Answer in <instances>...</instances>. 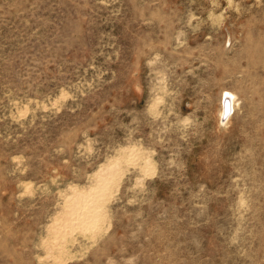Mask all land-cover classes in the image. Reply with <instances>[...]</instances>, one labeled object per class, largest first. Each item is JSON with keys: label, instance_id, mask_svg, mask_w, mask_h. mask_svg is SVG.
Masks as SVG:
<instances>
[{"label": "rangeland", "instance_id": "374dc122", "mask_svg": "<svg viewBox=\"0 0 264 264\" xmlns=\"http://www.w3.org/2000/svg\"><path fill=\"white\" fill-rule=\"evenodd\" d=\"M0 264H264V0H0Z\"/></svg>", "mask_w": 264, "mask_h": 264}, {"label": "bare ground", "instance_id": "6f19581e", "mask_svg": "<svg viewBox=\"0 0 264 264\" xmlns=\"http://www.w3.org/2000/svg\"><path fill=\"white\" fill-rule=\"evenodd\" d=\"M228 93H229V92H228ZM229 95H233V94L230 93ZM232 97H233V100H234V99H235V95H233ZM235 102H236V101L234 100V104L232 105L233 107L230 106L231 104L229 105V103L226 105V107H225V106L222 107V116L225 115L226 113H229V114H230V113L232 112V110H233V108H234V106H235ZM231 103H232V102H231ZM233 111H234V110H233ZM115 163H116V162H115ZM117 163H118V162H117ZM110 168H111V167H110ZM113 168H114V167H113ZM118 168H120V167H118ZM147 168H148V167H147ZM111 170H112V169H111ZM112 171H113V170H112ZM118 171H119V170H118ZM109 173L112 175L111 172H109ZM113 173H114V172H113ZM106 174H107V173H106ZM115 174H116V173H115ZM111 175H109V176H108V175H105L106 177L104 176L103 178H101V185L99 184V185H100V186H99L100 189H99V190H98V189H95V191H93V193L90 194V196L98 197L99 195H101L102 192H103L104 190H106L107 187H108V185L110 184L111 179L113 178V176H112V178H110ZM116 175H117V174H116ZM115 177H116V176H115ZM115 177H114V178H115ZM115 179H116V178H115ZM112 184H113V183H112ZM110 187H111V186H110ZM93 188H94V187H93ZM93 188H92V189H93ZM88 193H89V192H88ZM103 193H104V192H103ZM107 193H108V192H107ZM98 194H99V195H98ZM88 195H89V194H88ZM108 195H109V194H108ZM90 196H88V197H90ZM102 196H103V194H102ZM83 198H84V197H83ZM83 198H82V199L80 198V199L83 200ZM100 198H101V197H100ZM102 198H103V197H102ZM107 198H108V197H107ZM87 199H88V198H86L84 201H86ZM89 199H90V198H89ZM89 199H88V200H89ZM105 199H106V198H105ZM91 200H93V198H92ZM91 200H90V201H91ZM100 200H101V199H100ZM76 201H77V200H76ZM76 201H75V198H74V202H76ZM84 201H83V202H84ZM90 201H89V202H90ZM95 201H96V200H95ZM95 201H93V202L95 203ZM74 202H73V203H74ZM91 202H92V201H91ZM79 203H81V202H79ZM87 203H88V202H87ZM75 204H76V203H75ZM77 204H78V203H77ZM77 204H76V205H77ZM89 204H90V203H89ZM96 204H97V203H96ZM82 205H83V204H82ZM84 205H86V204H84ZM90 205H92V204H90ZM93 205H94V204H93ZM86 206H87V205H86ZM78 207H80V206L78 205ZM98 207H99V205H98ZM98 207H97V209H98ZM75 208H76V207L74 206L73 209H75ZM86 208H88V207H86ZM90 209H91V208H90ZM78 211H79V209H78ZM93 211H94V210H93ZM89 212H90V211H89ZM91 212H92V211H91ZM95 212H96V211H95ZM95 212H94V213H95ZM92 215H93V214H92ZM83 218H84V217H83ZM95 218H98V215L95 216ZM84 219H85V218H84ZM84 219H83V220H84ZM94 220H95V219H94ZM94 220H93V221H94ZM99 220H100V219H99ZM90 221H91V220H90ZM76 223H77V222H76ZM91 223H92V222H91Z\"/></svg>", "mask_w": 264, "mask_h": 264}]
</instances>
